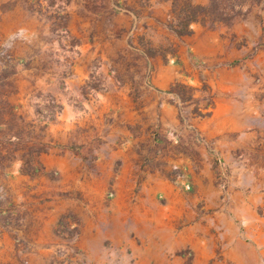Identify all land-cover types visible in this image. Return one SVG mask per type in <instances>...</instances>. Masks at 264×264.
<instances>
[{
  "label": "rangeland",
  "instance_id": "1",
  "mask_svg": "<svg viewBox=\"0 0 264 264\" xmlns=\"http://www.w3.org/2000/svg\"><path fill=\"white\" fill-rule=\"evenodd\" d=\"M204 123L233 124L221 149ZM251 190L264 0H0V264H131L128 201L178 198L199 216Z\"/></svg>",
  "mask_w": 264,
  "mask_h": 264
},
{
  "label": "crops",
  "instance_id": "2",
  "mask_svg": "<svg viewBox=\"0 0 264 264\" xmlns=\"http://www.w3.org/2000/svg\"><path fill=\"white\" fill-rule=\"evenodd\" d=\"M116 107L137 112L133 104ZM160 116L164 128L175 120L173 110L167 106L162 107ZM120 118L125 116L120 114ZM131 118H140V115L132 114ZM209 123L203 124L204 133L214 138L215 149L219 150L225 142H221L220 137L215 138L221 129L223 133H231L233 124H223L216 129ZM134 143L120 142L119 149L134 147ZM240 145L237 140L228 143L230 150ZM232 197L227 210L219 203L216 206L206 203L199 216H195L192 209L184 211L183 202L178 198L148 201L149 209L143 200L128 201L136 209L129 211L130 220L120 231L133 234L139 243L132 250L131 264H187L185 258L177 254L184 247L194 251L189 264H264V191L251 190L248 195L241 194L239 199L234 193ZM115 232L107 231L106 235L112 239L116 237Z\"/></svg>",
  "mask_w": 264,
  "mask_h": 264
},
{
  "label": "built area",
  "instance_id": "3",
  "mask_svg": "<svg viewBox=\"0 0 264 264\" xmlns=\"http://www.w3.org/2000/svg\"><path fill=\"white\" fill-rule=\"evenodd\" d=\"M196 135V138L200 141V142H202L203 144H207V141L203 138V136L201 135V134H199V133H196L195 134Z\"/></svg>",
  "mask_w": 264,
  "mask_h": 264
},
{
  "label": "trees",
  "instance_id": "4",
  "mask_svg": "<svg viewBox=\"0 0 264 264\" xmlns=\"http://www.w3.org/2000/svg\"><path fill=\"white\" fill-rule=\"evenodd\" d=\"M182 32V31H181ZM182 33H184V32H182Z\"/></svg>",
  "mask_w": 264,
  "mask_h": 264
}]
</instances>
